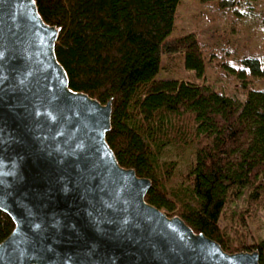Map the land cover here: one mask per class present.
<instances>
[{"label": "trees", "instance_id": "1", "mask_svg": "<svg viewBox=\"0 0 264 264\" xmlns=\"http://www.w3.org/2000/svg\"><path fill=\"white\" fill-rule=\"evenodd\" d=\"M182 1L36 0L60 29L56 53L70 87L112 101L107 140L122 166L151 179L146 200L229 253L258 251L264 264V237L253 242L250 230L264 210V83H250L264 81V50L207 52L196 33L176 34ZM256 1L216 5L246 19ZM165 59L192 73L161 74ZM210 64L241 82L244 99L207 81ZM14 226L0 210V243Z\"/></svg>", "mask_w": 264, "mask_h": 264}, {"label": "water", "instance_id": "2", "mask_svg": "<svg viewBox=\"0 0 264 264\" xmlns=\"http://www.w3.org/2000/svg\"><path fill=\"white\" fill-rule=\"evenodd\" d=\"M60 29L36 0H0V264H261L149 203V178L107 140L112 101L70 87Z\"/></svg>", "mask_w": 264, "mask_h": 264}, {"label": "rangeland", "instance_id": "3", "mask_svg": "<svg viewBox=\"0 0 264 264\" xmlns=\"http://www.w3.org/2000/svg\"><path fill=\"white\" fill-rule=\"evenodd\" d=\"M214 2L202 0H183L178 9L176 20V34L196 33L197 38L202 42L207 52L218 50L219 47L231 46L238 54L246 51L264 50V26L260 20V15L264 14V0H258L253 4L255 15L253 18H236L232 10H222ZM213 48V49H212ZM192 72L174 60L165 59L163 61V75L185 78ZM206 79L215 89H223L228 94L242 100L245 97L241 89L240 81L222 75L216 65L210 64L207 67ZM249 81V79H248ZM252 86L262 85L264 81L250 80ZM243 205L241 200L235 205ZM165 212L167 210L163 209ZM168 213V212H167ZM255 221L250 224L253 242L264 237V210L258 212Z\"/></svg>", "mask_w": 264, "mask_h": 264}]
</instances>
